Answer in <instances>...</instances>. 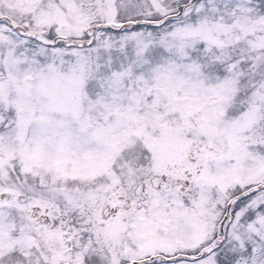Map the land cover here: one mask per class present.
<instances>
[{"label":"snow or ice","instance_id":"obj_1","mask_svg":"<svg viewBox=\"0 0 264 264\" xmlns=\"http://www.w3.org/2000/svg\"><path fill=\"white\" fill-rule=\"evenodd\" d=\"M0 264H264V0H0Z\"/></svg>","mask_w":264,"mask_h":264}]
</instances>
